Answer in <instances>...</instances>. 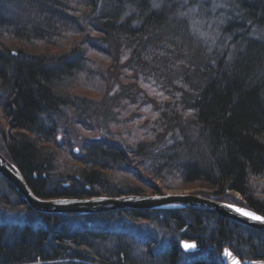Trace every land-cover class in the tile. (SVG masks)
<instances>
[{"label": "trees", "instance_id": "1", "mask_svg": "<svg viewBox=\"0 0 264 264\" xmlns=\"http://www.w3.org/2000/svg\"><path fill=\"white\" fill-rule=\"evenodd\" d=\"M0 115V150L39 198L199 188L264 216V0H0ZM12 200L0 177V207ZM114 216L174 237L173 257L180 238L264 260V233L205 212ZM47 235L6 247L1 231L0 264H44ZM132 242L72 234L46 264H138Z\"/></svg>", "mask_w": 264, "mask_h": 264}, {"label": "water", "instance_id": "2", "mask_svg": "<svg viewBox=\"0 0 264 264\" xmlns=\"http://www.w3.org/2000/svg\"><path fill=\"white\" fill-rule=\"evenodd\" d=\"M0 175L6 179L14 188L16 193L27 202L28 207L38 213H48L51 215H90L92 213L116 212L124 210H195L231 220L244 227L264 233V222L252 219L242 213L251 212L260 217L264 216L238 205L217 201L215 199L203 198L198 195H125L121 197H91L83 199H43L37 197L32 192L19 168L15 164L10 163L1 154ZM185 244H194L196 247L186 248ZM180 246L186 253H193L198 249V244L194 240H183ZM228 253H231V255H228ZM224 257L227 264H236V261H239V264H243L240 258L232 251H225ZM253 263V261L247 262V264ZM257 264H264V262H259Z\"/></svg>", "mask_w": 264, "mask_h": 264}, {"label": "bare ground", "instance_id": "3", "mask_svg": "<svg viewBox=\"0 0 264 264\" xmlns=\"http://www.w3.org/2000/svg\"><path fill=\"white\" fill-rule=\"evenodd\" d=\"M5 126V123L3 121V116L0 115V131L3 129ZM60 142L64 140L62 137H59ZM75 153H79V149H75ZM0 154L7 159L4 154L0 150ZM8 160V159H7ZM9 161V160H8ZM12 163L11 161H9ZM14 164V163H13ZM23 175V174H22ZM0 177L5 180L9 186L14 190V188L10 185V183L4 179L1 175ZM68 183L66 184V187H68ZM15 191V190H14ZM16 192V191H15ZM18 195V194H17ZM125 196V195H123ZM19 199L21 200V203H23V206L16 207L18 205L17 200H12L13 202L11 206L9 207H2L0 211L3 209L6 211H16L20 212L17 210H22L27 212L25 214V218L20 219L18 222H15L14 224H9V223H1L0 222V233L2 231V236H1V243L5 245L6 247L9 246H14L16 243H19L21 241L25 242L26 244H29L32 242L34 243L33 239L30 240V235L35 233V232H45L48 233V237H51L53 234L50 232H53L54 235L52 238H48V241L45 240V246L43 245V248H39L37 252L39 253V258L41 260L46 259L43 261L44 264L50 263V258L51 256L57 254L56 252H71V245L68 244L70 242V239L72 238V234H76L78 236V240L80 242H85V240H88L89 235H100L104 236L106 238H109L110 240L113 239L114 237V231L116 229L113 227H110L109 225L111 224V221L113 219L117 221L121 220H126L129 222V219L127 217H119V216H114L115 214H119L122 212H128V211H136V210H124V211H116V212H104V213H92L90 215H78V214H62V215H51L48 213H38L33 211L28 207V204L26 201H24L19 195ZM121 197V196H119ZM73 199H81V198H73ZM27 207L32 211L37 214L42 215V218H35L33 217L28 211ZM114 214V215H113ZM48 216H53V218H47ZM58 216V217H55ZM60 217H63L62 219H59ZM78 218L83 219L81 222V226L79 228H72L70 227L71 225H68V222L65 224L64 221L66 220H77ZM0 219L3 221L5 220L4 216L0 215ZM109 220L108 223L106 221ZM116 221V222H117ZM6 222V221H5ZM121 223L122 222H117ZM3 228V229H2ZM56 233H59V235H56ZM52 234V235H51ZM60 236V237H59ZM42 246V244H41ZM79 251H86V248H81ZM117 252V250H109L107 252H99V254H106L100 256V259L105 261V262H110L112 255ZM213 258V257H211ZM215 260L216 264H221L219 262L218 257L217 259L213 258ZM1 261V259H0ZM29 264V263H26ZM35 264V263H33Z\"/></svg>", "mask_w": 264, "mask_h": 264}, {"label": "rangeland", "instance_id": "4", "mask_svg": "<svg viewBox=\"0 0 264 264\" xmlns=\"http://www.w3.org/2000/svg\"><path fill=\"white\" fill-rule=\"evenodd\" d=\"M54 51V50H51ZM69 117H72L71 113H68ZM64 126H62V131L64 130H69L70 131V135H72L73 137L71 138V142L76 145V144H80L81 140H86L83 138H75L76 136H82L80 134V132H78V130L75 129V127L73 126V121L70 120L67 121L65 124V120L62 121ZM79 134V135H78ZM63 136V139L65 138V135H61ZM66 139V138H65ZM77 139V140H76ZM90 139H92L90 137ZM145 179L147 180H151L156 186L161 187L162 184L159 183L158 181H155L153 178L150 177H145ZM199 192H205L202 189L199 188H191V189H180V190H171V191H166L165 194H189V195H198L200 197L206 198L204 197V195H199ZM143 195L145 196H152L155 195L153 194L151 191H146ZM2 207H0L1 210ZM27 212L25 211H20V212H16V211H6V210H2L0 211V215L4 216L5 220H1V223H9V224H14L15 222H18L20 219L25 218V214ZM6 221V222H5ZM83 221V219L78 218L77 220H66L64 221L65 224L68 222V225H71L70 227L72 228H79L81 225V222ZM117 220L113 219L111 221V224L109 225L110 227H114L116 230H121L122 232H126L129 237L133 240V242L130 244L133 248L132 250H129V252H136V258L138 256V253L142 254L143 252H146L145 249L146 248H150L151 250H153L152 252H170V247L173 246V240L174 237L168 236L165 238V235L162 234H156V231L150 226V224L148 223H130L126 220H121V221H117V222H122L121 223H117ZM109 220L106 221V223H108ZM233 222V221H232ZM256 231V230H255ZM262 233V232H261ZM179 243L180 238H178ZM135 247V249H134ZM200 247V246H199ZM202 248H200V252H201V256L199 255L197 258L199 259H207V258H215L218 259L220 261V257L222 255L223 258L225 251H232L237 257L243 258V256L238 255L237 253H235V251H233L232 249L228 248V247H223V248H217L219 252H217L216 249L210 248L208 249L209 252H207L206 250H201ZM81 250V249H79ZM82 252V251H79ZM183 252V251H181ZM139 257V256H138ZM245 258V257H244ZM140 259H142V256L140 255ZM190 259H194L195 261V257H190ZM187 259H182L180 255H178L177 253L174 255L173 259H172V264H183L184 261H186ZM253 260V259H252ZM242 261V260H241ZM255 261V260H253ZM264 261V260H262ZM192 262V261H190ZM243 263V262H242ZM138 264H142L141 262L138 261ZM219 264V263H218ZM244 264V263H243Z\"/></svg>", "mask_w": 264, "mask_h": 264}, {"label": "flooded vegetation", "instance_id": "5", "mask_svg": "<svg viewBox=\"0 0 264 264\" xmlns=\"http://www.w3.org/2000/svg\"><path fill=\"white\" fill-rule=\"evenodd\" d=\"M130 222V221H129ZM132 223V222H130ZM138 224V223H137ZM146 252H143L142 254L138 253V256L136 258V252H135V258L137 261L141 262L142 264H172V259H173V253L172 252H152L150 248L145 249ZM178 255L181 256L182 259H187L186 261L183 262V264H200L198 263L201 261V259L197 258L199 255L201 256V252H194L192 254L190 253H185V252H177ZM140 255L142 256V259H140ZM190 257H195L194 259H190ZM242 262L244 264H247V262H251L252 259L250 258H241ZM263 259H257L255 260L256 263L262 261ZM192 261V262H190ZM221 264H226L225 258L220 257Z\"/></svg>", "mask_w": 264, "mask_h": 264}, {"label": "snow or ice", "instance_id": "6", "mask_svg": "<svg viewBox=\"0 0 264 264\" xmlns=\"http://www.w3.org/2000/svg\"><path fill=\"white\" fill-rule=\"evenodd\" d=\"M159 5H156V7H158ZM231 207V206H230ZM239 211V210H238ZM243 215H246V216H248V217H250V218H252V219H255V220H259V221H261V222H264V217H260V216H257V215H255L254 213H251V212H243L242 213ZM185 247L186 248H189V247H191V248H195L196 246L193 244V245H188V244H185ZM228 255H231V253H228ZM236 264H239V261H236Z\"/></svg>", "mask_w": 264, "mask_h": 264}]
</instances>
